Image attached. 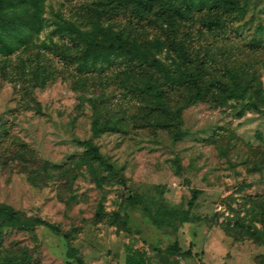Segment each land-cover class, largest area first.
<instances>
[{
  "label": "rangeland",
  "instance_id": "374dc122",
  "mask_svg": "<svg viewBox=\"0 0 264 264\" xmlns=\"http://www.w3.org/2000/svg\"><path fill=\"white\" fill-rule=\"evenodd\" d=\"M92 1L44 0L42 25L29 45L0 53V204L70 234L7 227L0 264L23 251L26 264H77L69 249L85 264H126L137 251L167 254L174 264H264V0H238L242 13L209 10V0H196L202 9L184 27L188 63L162 45L157 27L123 13L101 19L165 63L155 76L167 103L181 109L180 138L169 111L122 86L148 72L139 56L135 63L89 60L80 69L46 48L64 41L61 27L69 21L92 29ZM19 12L24 22L32 15ZM219 17L226 22L221 33L204 27ZM187 65L203 69L210 89L206 100L184 106L191 90L169 79ZM38 67L45 69L42 86L33 80ZM234 78L247 86V100L210 85ZM97 113L114 126L94 136ZM79 140H91L107 163L85 155Z\"/></svg>",
  "mask_w": 264,
  "mask_h": 264
},
{
  "label": "trees",
  "instance_id": "16d2710c",
  "mask_svg": "<svg viewBox=\"0 0 264 264\" xmlns=\"http://www.w3.org/2000/svg\"><path fill=\"white\" fill-rule=\"evenodd\" d=\"M211 5L209 10L222 9L226 13H242L243 9L238 0H209ZM44 0H0V53H12L16 49L27 47L31 42L35 31L42 25V6ZM196 0H93L88 6V11L93 24L91 30L85 31L73 22H67L62 28L64 41L53 45H46L52 55L60 57L66 65L78 64L80 69L89 60H99L105 63L111 58H127V62L135 63L140 57V64L143 69H147L145 75H130L128 79L122 81V86L126 89L127 95H142L150 98L159 112L169 111L177 128L175 138L183 136V131L179 128L180 108L173 109L165 100L164 84L159 82L155 76V71L165 66L161 60L143 53L140 42L124 29L114 30L106 28L101 23V19L108 14L129 15L131 20H136L137 24L147 22L150 26L157 27L163 34L161 43L174 51L181 63L191 62L192 53L187 42L188 32L184 27H189L196 11ZM202 2V0H199ZM32 10V15L27 22L18 18L21 12ZM96 19H95V18ZM209 31L221 33L226 27V22L220 17L208 20L203 23ZM131 68V67H130ZM131 70V69H130ZM132 71V70H131ZM45 69L38 67L34 73V84L42 86L47 79L44 75ZM127 73V72H125ZM169 83L187 90L191 93L185 99L184 106L196 103L199 100H206L209 94V87L204 83V72L202 68L188 66L177 73V77L170 78ZM210 85L219 89V92L229 94L230 98L247 100V86L243 85L236 78L232 83L226 80H215ZM209 85V86H210ZM246 104L254 110L263 112L256 102L247 101ZM99 114V115H98ZM102 115L97 113L93 121V135L98 136L102 132L111 130L114 125L110 121H101ZM78 143L84 147L85 155L91 159L105 165L107 162L100 152L98 146L91 140H79ZM49 162H43V169L48 172ZM200 194V190L193 191L190 204H193ZM16 227L23 230L34 231L38 227H45L51 233L63 239H69L70 234L64 232L60 227L43 220L39 217L24 218L21 214L8 205L0 204V239L4 229ZM174 249H179L176 246ZM12 258L5 264H26L28 255L25 251L20 254L10 252ZM68 257L74 259L77 264H85L83 258L76 255L70 249ZM150 260H155L160 264H174L178 261L171 259L169 255L157 252L153 256H148L145 252L137 251L128 255L126 264H147ZM4 264V263H3Z\"/></svg>",
  "mask_w": 264,
  "mask_h": 264
}]
</instances>
